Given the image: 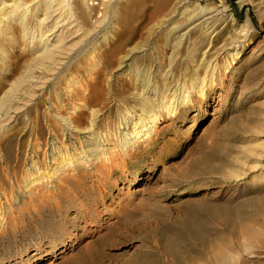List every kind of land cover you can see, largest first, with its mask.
I'll use <instances>...</instances> for the list:
<instances>
[{
  "label": "rangeland",
  "instance_id": "374dc122",
  "mask_svg": "<svg viewBox=\"0 0 264 264\" xmlns=\"http://www.w3.org/2000/svg\"><path fill=\"white\" fill-rule=\"evenodd\" d=\"M176 1L116 0L85 39L98 46L115 30L118 59L136 46L153 48L158 34L149 30L166 13L160 5ZM181 1L188 9L212 6L225 21L208 57L214 74L200 66V84L192 88L193 65L205 47L194 52L193 63L183 49L172 71L179 81L184 74L189 97L174 113L157 109L156 130L112 168L82 171L64 192L18 216L0 236V264H26L34 250L71 241L60 259L46 253L34 264H264V16L248 0ZM243 29L248 40L241 57L227 66L231 49H219ZM164 55L165 68L170 51ZM132 58V68L157 70L138 54ZM107 108L115 121L124 105ZM28 138L22 136L24 145ZM25 150L12 155L21 151L23 159Z\"/></svg>",
  "mask_w": 264,
  "mask_h": 264
},
{
  "label": "bare ground",
  "instance_id": "6f19581e",
  "mask_svg": "<svg viewBox=\"0 0 264 264\" xmlns=\"http://www.w3.org/2000/svg\"><path fill=\"white\" fill-rule=\"evenodd\" d=\"M115 1L0 0V236L13 230L10 227L22 213L64 192L68 180L82 171L96 175L112 168L119 157L156 130L157 109L176 112L190 95L184 74L179 81L172 71L183 49L193 63L194 52L205 47L198 65H193L192 88L200 84V66L214 74L208 57L213 37L225 22L217 9L209 5L188 9L181 0L161 4L166 13L149 30L158 34L155 46H136L118 59L122 48L115 44V30L98 46L85 39L90 28L99 23L101 11ZM248 2L261 19L264 0ZM116 15L113 9V18ZM194 31L200 34L192 41ZM247 40L248 31L243 29L232 33L222 45L219 51L231 49L227 66L241 57ZM166 49L170 51L169 65L164 68ZM134 54L155 63L157 70H144L136 63L132 68ZM117 63L111 81H104ZM108 103L124 105L115 121ZM25 134L29 138L22 159L21 151L12 154L25 146L21 139ZM8 162L13 170L7 169ZM72 245V241L62 242L50 246L49 252L46 247L34 250L27 255L30 260L26 264L42 260L46 253L60 259Z\"/></svg>",
  "mask_w": 264,
  "mask_h": 264
}]
</instances>
